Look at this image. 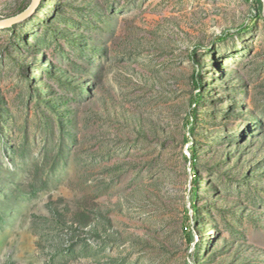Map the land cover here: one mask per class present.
<instances>
[{
  "label": "rangeland",
  "instance_id": "374dc122",
  "mask_svg": "<svg viewBox=\"0 0 264 264\" xmlns=\"http://www.w3.org/2000/svg\"><path fill=\"white\" fill-rule=\"evenodd\" d=\"M0 264H264V9L42 0L0 29Z\"/></svg>",
  "mask_w": 264,
  "mask_h": 264
},
{
  "label": "water",
  "instance_id": "95a60500",
  "mask_svg": "<svg viewBox=\"0 0 264 264\" xmlns=\"http://www.w3.org/2000/svg\"><path fill=\"white\" fill-rule=\"evenodd\" d=\"M42 3V0H32L31 5L22 13H20L19 15L9 18V19H5V20H1L0 21V29H4L10 26H13L16 23L22 22L26 19H28L29 17H31L33 14H35L38 10V8L40 7ZM264 3V0H263Z\"/></svg>",
  "mask_w": 264,
  "mask_h": 264
},
{
  "label": "trees",
  "instance_id": "16d2710c",
  "mask_svg": "<svg viewBox=\"0 0 264 264\" xmlns=\"http://www.w3.org/2000/svg\"><path fill=\"white\" fill-rule=\"evenodd\" d=\"M247 1H251V2H253L255 5H258L259 6V10H260V13H261V11L264 9V3H263V0H247ZM192 156H193V158H192V162H193V164L195 163V161H196V158H197V155H196V153H195V151L193 150V152H192ZM195 180L197 181V175H195ZM198 188H197V185L195 186V190H194V192H193V208H196L197 209V203H196V197H197V193H198V190H197ZM193 219L194 220H196L197 219V216H195V217H193ZM188 230H189V228H188ZM188 235H189V241L192 243L193 242V240H194V236H193V234H192V232H191V230H190V232L188 233Z\"/></svg>",
  "mask_w": 264,
  "mask_h": 264
}]
</instances>
